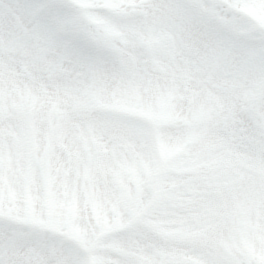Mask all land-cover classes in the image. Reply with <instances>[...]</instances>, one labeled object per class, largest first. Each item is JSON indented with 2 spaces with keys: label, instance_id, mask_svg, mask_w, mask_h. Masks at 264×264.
Here are the masks:
<instances>
[{
  "label": "snow or ice",
  "instance_id": "snow-or-ice-1",
  "mask_svg": "<svg viewBox=\"0 0 264 264\" xmlns=\"http://www.w3.org/2000/svg\"><path fill=\"white\" fill-rule=\"evenodd\" d=\"M0 264H264V0H0Z\"/></svg>",
  "mask_w": 264,
  "mask_h": 264
}]
</instances>
